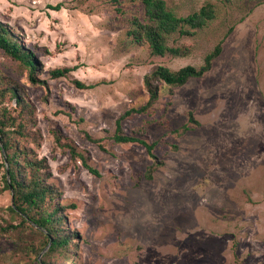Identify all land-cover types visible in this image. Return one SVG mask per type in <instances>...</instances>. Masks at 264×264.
<instances>
[{
  "label": "rangeland",
  "instance_id": "rangeland-1",
  "mask_svg": "<svg viewBox=\"0 0 264 264\" xmlns=\"http://www.w3.org/2000/svg\"><path fill=\"white\" fill-rule=\"evenodd\" d=\"M165 1L178 16L214 7L193 34L166 36L185 54L153 55L134 39L141 0H0V21L34 53L40 80L0 49V264H264V0ZM219 42L203 76L154 80L157 100L122 118L147 103L158 66L200 67ZM56 67L73 70L54 78ZM120 118L123 134L156 143L157 159L114 139ZM8 151L21 179L50 186L46 206L62 221L49 234L36 209H12ZM64 236L50 251L47 239Z\"/></svg>",
  "mask_w": 264,
  "mask_h": 264
},
{
  "label": "trees",
  "instance_id": "trees-1",
  "mask_svg": "<svg viewBox=\"0 0 264 264\" xmlns=\"http://www.w3.org/2000/svg\"><path fill=\"white\" fill-rule=\"evenodd\" d=\"M145 6V17L141 20L138 17H133L131 34L134 39L138 41H145L149 44L151 53L153 55H164L168 52L174 55L185 54L186 49L182 47L169 46L166 41V36L173 33H179L180 35L193 34L195 29L202 28L211 19L215 17L214 7L212 4H206L187 16H178L167 6L165 0H141ZM116 3H121V0H115ZM54 8L60 9L61 5H57ZM187 26L189 28H187ZM193 29V30H192ZM0 49L8 56L12 57L17 62L23 64L29 70V78L32 82L37 83L40 80L35 76L38 71V60L34 53L22 45L19 40L12 37L11 31L2 21H0ZM222 52V42H219L215 48L206 55L204 63L200 67L194 65H186L178 70H171L165 66H158L152 74H149L145 78V84L149 92V99L145 105L139 109L127 110L122 118L133 112L146 111L158 98V87L154 84V80H159L170 86H181L185 84L192 77H201L212 68L213 60L218 57ZM73 68L71 67H56L51 70V75L54 78L66 76ZM74 83L79 88H91L93 85H88L80 80H75ZM19 102V98H17ZM192 121L193 116L190 118ZM7 127V121L5 115L0 116V137L5 138V128ZM186 129L189 127L186 126ZM114 139L117 142H139L144 145L150 156L157 159L153 153V149L156 143H149L146 140L135 137L132 135L123 134L121 129V118L117 120V130L114 135ZM9 144L4 141L2 148L4 150L9 149ZM76 154V152H73ZM7 162L9 166H7ZM17 160V154L8 153L5 155V181L6 185L14 192V200L16 206L12 209L24 210L28 208L36 209L40 213V217L37 218L36 223L46 229L48 234L53 231V225L55 222H61L62 218L58 215L59 207L50 209L46 206L48 196L51 194L50 186L43 183V179L39 176H34L29 181H25L20 177V167ZM162 164L161 161H156L148 169L146 177L152 178V172L154 169ZM18 165V167H17ZM86 167L96 172L90 166L85 164ZM51 197V196H50ZM55 236V235H54ZM69 237H49L47 240L50 242L49 250H54L58 246H63L68 242ZM42 264H51L47 261Z\"/></svg>",
  "mask_w": 264,
  "mask_h": 264
}]
</instances>
